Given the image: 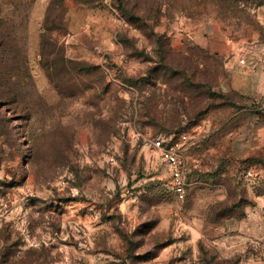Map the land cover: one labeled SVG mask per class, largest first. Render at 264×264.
<instances>
[{"label": "rangeland", "instance_id": "obj_1", "mask_svg": "<svg viewBox=\"0 0 264 264\" xmlns=\"http://www.w3.org/2000/svg\"><path fill=\"white\" fill-rule=\"evenodd\" d=\"M0 264H264V0H0Z\"/></svg>", "mask_w": 264, "mask_h": 264}, {"label": "built area", "instance_id": "obj_2", "mask_svg": "<svg viewBox=\"0 0 264 264\" xmlns=\"http://www.w3.org/2000/svg\"><path fill=\"white\" fill-rule=\"evenodd\" d=\"M245 63V60H242ZM254 69V68H252ZM187 136H158L147 145L151 152H157L169 169L172 189L175 196L184 200L187 196L188 182L186 177L187 162L184 151L187 146ZM252 175V171L248 172Z\"/></svg>", "mask_w": 264, "mask_h": 264}, {"label": "trees", "instance_id": "obj_3", "mask_svg": "<svg viewBox=\"0 0 264 264\" xmlns=\"http://www.w3.org/2000/svg\"><path fill=\"white\" fill-rule=\"evenodd\" d=\"M201 53H198L197 51H194V52H192V55H190V56H186L185 57V59L186 60H190L191 62L194 60V59H196V58H199V57H202L201 55H200ZM160 56H161V64H162V69L163 70H168V65H167V61H166V55L165 54H163V53H160ZM204 59V58H203ZM201 63H203L202 61H201ZM170 71V69L168 70V72ZM187 71V70H186ZM186 71H184V72H181V76L183 77V79H186L187 77V72ZM168 72H166V73H168ZM163 73H164V71H163ZM165 74V73H164ZM131 79V78H130ZM192 82V84L194 83L193 81H191ZM166 83V82H165ZM183 90V89H182ZM175 135V136H174ZM174 137H176V134L174 133ZM178 137V136H177Z\"/></svg>", "mask_w": 264, "mask_h": 264}]
</instances>
